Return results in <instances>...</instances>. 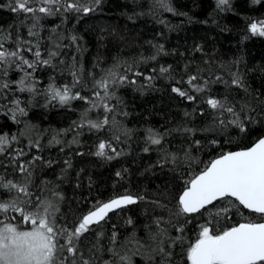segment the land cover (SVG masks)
Listing matches in <instances>:
<instances>
[{
	"label": "snow or ice",
	"instance_id": "snow-or-ice-1",
	"mask_svg": "<svg viewBox=\"0 0 264 264\" xmlns=\"http://www.w3.org/2000/svg\"><path fill=\"white\" fill-rule=\"evenodd\" d=\"M253 2L260 3L261 0ZM101 3L102 0H9L8 7L12 12L24 14L21 25L27 27V37L21 34L19 26L15 34L11 27L8 30L0 28V114L21 124L19 118L28 115L31 100L41 94L45 97V106H70L73 101H81L87 106L79 121H74L69 129L59 130L49 139L48 145H59L61 152L65 147L79 143L76 137L81 134V129L103 132L117 125L115 117L118 110L119 114L127 115L117 92L122 86L137 84L135 78L129 79V72L133 77H144L147 83L141 87L150 86L156 78L133 70L131 65L125 68L124 73L113 68L102 72L99 78L93 72H89L85 78L83 65L76 53L67 62L62 56L68 48L82 52L79 43L82 37H64L56 32L58 25L46 37L41 36V20L54 16L66 19L67 13L87 15L95 12ZM158 3L165 10L173 11L167 0H158ZM217 8L221 11L230 9V0H217ZM28 20L30 24L25 23ZM249 31L252 35L264 37V21L251 23ZM64 39L70 43H62ZM153 48L155 53L142 57V61H155L158 55L167 54L162 44L153 45ZM196 50L200 51L199 48ZM184 67L186 70L188 65ZM44 68H60L61 74L66 71L72 80L57 86L55 77H51L50 83L41 92L35 73ZM151 71H158L160 75L173 72L171 66H161ZM12 73H19V78L11 79ZM215 82L223 83L226 89L234 88L249 99L241 103L231 93L222 97L200 96L201 93H210L211 89L209 81L203 79L197 69V73L189 74L186 81L183 77L176 80L171 91L189 103L206 105L211 110L208 127L197 129L184 126L165 132L151 128L146 130L142 151L149 153L155 146L159 159L153 167L161 170L167 168L174 178L183 179L182 171H192L200 163L195 153L204 145L200 139H194L198 131L214 133L204 139L220 149L221 154L184 180L183 190L178 193L174 208L169 206L171 202L167 200L164 190L160 191L162 199L151 201L160 214L144 226L143 237H138L133 227L132 233L121 240L113 226V231L107 235V243L102 242L105 233L101 226L108 222L110 213L145 200L143 195L127 192L107 202H97L69 227L59 216L62 193L55 190V185L49 187L51 182L42 180L39 186L34 184L33 175L38 162L51 167L52 161L45 160L42 155L24 159L31 150H42L40 140H33L29 136L23 146H14L20 145V138L27 135L29 126L26 123V131H22L20 136L0 130V157L7 161L0 164V168L4 169V173L18 174L16 179L0 174V264H133V255L142 256L145 264H264V222L246 220L223 230H217L213 225V220L228 218L229 213H240L241 209L264 221V136L238 151H224L218 138L230 128L243 135L249 133L255 124L264 126V93L250 92L249 85L239 73H232L230 81L217 76ZM182 83L189 87L176 86ZM85 89L87 94H82ZM23 93L30 94V99L24 100L21 96ZM93 112L98 114L95 119L89 115ZM197 114L203 116L204 109L197 112V108H193L192 112L185 111L183 115L192 119ZM168 131L185 133V145L176 151L165 147ZM69 132H75L70 142L58 138ZM122 135L130 138L131 131L124 130ZM113 140L121 143V135L100 140L94 155L106 160L121 156L122 152L114 146ZM64 163L71 167L68 160ZM116 176L121 177V173L116 172ZM46 191L55 200L45 196ZM206 213V223L199 225L194 242H188L185 248V225L191 223L189 217L196 214L205 216ZM125 224L134 225V221L128 217ZM22 225L29 227L25 230ZM128 245H132V248H128ZM124 249L127 251L122 254Z\"/></svg>",
	"mask_w": 264,
	"mask_h": 264
},
{
	"label": "trees",
	"instance_id": "trees-1",
	"mask_svg": "<svg viewBox=\"0 0 264 264\" xmlns=\"http://www.w3.org/2000/svg\"><path fill=\"white\" fill-rule=\"evenodd\" d=\"M8 3L9 0H0V28L8 30L11 27L15 34L16 27L19 26L21 34L27 37V27L21 25L24 14L12 12ZM167 3L173 8L172 12L161 7L158 0H102L96 11L87 15L67 13L66 19L54 16L40 22L43 25V37L57 25L59 27L56 32L64 37H82L79 40L82 52L68 48L62 56L67 62L76 53L77 59L83 65L85 78L89 72L99 78L102 72L113 68L124 73L129 65L133 70L143 72L145 76L156 77L150 86L141 87L147 83L144 77H133L131 72L128 73L129 79L135 78L137 84L119 88L117 96L122 99L123 110L127 115L119 114L118 110L115 117L117 125L114 128H106L99 133L81 129V134L76 137L79 143L65 147L61 152L59 145H48V141L59 130L69 129L74 121L80 120L81 113L87 107L83 102L73 101L70 106H45L46 100L41 94L31 100L28 115L19 118L21 124H16L0 114V130L4 133L20 136L22 131H26L25 123L29 126L27 135L21 137L20 145H14L15 147L23 146L29 136L33 140H40L42 150L37 152L33 149L24 159L42 155L45 160L52 161L51 167L38 162L33 175L34 184L39 186L42 180L51 182L48 186L55 185V190L62 193L59 216L69 227L97 202H106L126 192L145 197L138 204L110 214L108 222L101 226L105 233L103 243H107V235L113 231V226L119 232L121 240L132 233L133 227L138 237L145 236L144 226L160 214V210L151 203L153 200L162 199L160 191L164 190L167 200L171 202L169 206L174 208L176 197L183 190L184 180L221 154L220 149L204 139L214 133L198 131L194 139H200L204 145L195 153L200 163L192 171H182L183 179H180L174 178V174L167 168L161 170L153 167L159 159L155 146L149 153L142 151L145 147L146 130L149 128L160 132L184 126L205 129L211 123V110L206 105L189 103L171 91L176 80L183 77L186 81L189 74H196L199 69V75L209 81L211 89L210 93H201L200 96L222 97L231 93L236 100L243 103L249 97L237 93L234 88L226 89L221 82L213 83L217 76L230 81L232 73H239L249 85L250 92L264 93V37L252 35L249 31L251 23L264 21V0L260 3H254L253 0H230L231 8L224 11L217 8V0H167ZM25 23L30 24L31 21ZM62 43L69 44L70 41L64 39ZM159 44L164 46L166 55H158L155 61L141 60L142 57L153 55V45ZM117 65L119 67H114ZM185 65H188L186 70ZM161 66H171L173 72L160 75L158 71H151ZM19 75L12 73L11 79H18ZM35 76L40 81L37 87L41 92L48 86L51 77H55L57 86L72 80L66 71L61 74L60 68L38 69ZM176 86L189 87L186 83ZM82 94H87V89ZM21 96L26 101L30 99L28 93ZM193 108H197V112L204 109V115L185 118L184 112H192ZM89 115L95 119L98 114L93 112ZM124 130L131 131L130 138L122 135ZM74 135L75 132H69L58 138L70 142ZM113 135H121V143L117 144L113 140L114 146L122 152L121 156L113 160L95 156L98 142L112 139ZM263 135L264 126L255 124L247 134L241 135L236 129L230 128L218 138L222 141L221 149L233 151L251 146ZM185 137L183 132L168 131L165 147L176 151L185 145ZM65 160L69 161L71 167L64 163ZM6 162L0 157V164ZM116 172H120L121 177H117ZM0 174L8 175L9 179L18 178V174L4 173L3 168H0ZM44 195L55 200L47 191ZM128 217L133 219L134 225L125 224ZM189 219L191 223L185 225V248L188 242H194L199 225L206 223L208 216L207 213L205 216L196 214ZM246 220L256 223L262 221L259 216L241 209L240 213H229L228 218L213 220V225L217 230H223ZM28 227L26 225L24 228ZM128 248H132V245H128ZM125 251L127 249L122 250V254ZM132 262L145 264L140 255H133Z\"/></svg>",
	"mask_w": 264,
	"mask_h": 264
},
{
	"label": "water",
	"instance_id": "water-1",
	"mask_svg": "<svg viewBox=\"0 0 264 264\" xmlns=\"http://www.w3.org/2000/svg\"><path fill=\"white\" fill-rule=\"evenodd\" d=\"M263 136H264V135H263ZM238 150H241V149H237V150H233V151H238ZM106 202H107V201H106ZM118 211H119V210H118ZM110 214H112V213H110ZM110 214H109V215H110ZM261 222H264V221H261ZM258 223H259V222H258Z\"/></svg>",
	"mask_w": 264,
	"mask_h": 264
},
{
	"label": "rangeland",
	"instance_id": "rangeland-1",
	"mask_svg": "<svg viewBox=\"0 0 264 264\" xmlns=\"http://www.w3.org/2000/svg\"><path fill=\"white\" fill-rule=\"evenodd\" d=\"M25 226H26V225H22L21 227H22L23 229H25V230L28 229V228H24Z\"/></svg>",
	"mask_w": 264,
	"mask_h": 264
}]
</instances>
